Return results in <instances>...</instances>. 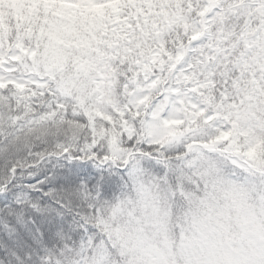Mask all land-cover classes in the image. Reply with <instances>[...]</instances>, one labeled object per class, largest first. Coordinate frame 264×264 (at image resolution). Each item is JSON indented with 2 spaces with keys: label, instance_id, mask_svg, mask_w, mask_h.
I'll use <instances>...</instances> for the list:
<instances>
[{
  "label": "snow or ice",
  "instance_id": "1",
  "mask_svg": "<svg viewBox=\"0 0 264 264\" xmlns=\"http://www.w3.org/2000/svg\"><path fill=\"white\" fill-rule=\"evenodd\" d=\"M0 264H264V0H0Z\"/></svg>",
  "mask_w": 264,
  "mask_h": 264
}]
</instances>
